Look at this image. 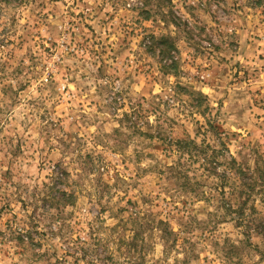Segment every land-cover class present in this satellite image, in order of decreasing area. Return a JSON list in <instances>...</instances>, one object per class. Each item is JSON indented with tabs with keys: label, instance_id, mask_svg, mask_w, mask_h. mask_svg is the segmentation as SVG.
Masks as SVG:
<instances>
[{
	"label": "clouds",
	"instance_id": "clouds-1",
	"mask_svg": "<svg viewBox=\"0 0 264 264\" xmlns=\"http://www.w3.org/2000/svg\"><path fill=\"white\" fill-rule=\"evenodd\" d=\"M159 2L161 7L152 12L149 22L140 14L145 0H83V4L77 3L76 7L84 16L73 18L74 23L68 24V10L75 11L69 0H65L67 8L50 0H35L29 29L33 36L36 31L46 32L57 47L53 49L55 54L41 65L42 68L46 65L52 78L41 81L39 95L31 93L33 109L29 113L15 108L7 99L0 103V264H40L41 260L46 264L58 261L73 264V258H79V249L95 252L94 257H89L92 264L97 261L107 264L105 258L112 264H185L186 260L188 264H204L203 255L193 261L188 245H174L173 240L194 243L197 254H207L208 264H214L217 257L223 264H264V234L246 232L242 227L232 228L231 224L213 228L209 218L223 215V210L217 211L215 202L193 207L195 202L192 201L188 209L178 210L177 205L184 197L175 193L163 179L159 187H146L136 175L160 169L167 175L171 169L186 174L193 182L206 180L199 165L178 152L175 143L191 139L198 147H204L200 139L192 136V125L207 129L211 121L225 129L222 140L232 136L233 125L243 129L236 140L238 152L258 141L260 152L264 154V136L256 132V128L264 127V119H255L258 114L255 105L247 111L253 99L264 97V61L258 59L264 52V0H223L222 3L186 0L188 5L203 8V11L197 10V20L184 11V0ZM218 8L227 9V15L213 24L209 17ZM170 12L185 21L186 27L174 26ZM33 20L39 28L33 27ZM89 22L96 30L98 44L84 27ZM198 24H207L203 33ZM188 31L193 33L191 40L186 35ZM72 32L76 33L75 37ZM162 37L174 39L180 54H168L161 43ZM248 42L254 47L250 48ZM233 44L235 49L231 47ZM69 54L71 60L67 59ZM174 61L180 63L178 72L171 70ZM237 62L242 69L238 80L244 79L245 70L249 75L255 72L259 79L238 88L232 86L230 81L236 76ZM24 64H28L27 59ZM73 64L85 79H80V72L72 70ZM66 67L68 72H64ZM58 73L64 75L59 84ZM73 76L81 89L87 86L89 97L96 100L100 110L77 108V92L73 90L71 115L66 113L61 119L54 105L62 100L64 86ZM28 82L25 78L10 81L11 92ZM44 88L52 89L51 95L46 94ZM181 88L189 94H180ZM257 88L260 96L256 95ZM117 93L121 94L118 98ZM199 94L207 101L204 108L192 106L194 96ZM238 96L245 99L240 102ZM224 98L230 105L217 117L220 110L216 101ZM114 99L119 101L115 105ZM163 102H167L166 107H157ZM197 112L205 114L200 116ZM125 113L134 120L139 119L141 132L155 135L163 130L166 133L172 147L164 157L152 151V147L159 144L158 140L128 139L129 128L116 123ZM133 113L137 115L134 117ZM41 115L46 117L44 121H40ZM259 115L264 117V112ZM207 143L219 150V140H207ZM116 152L122 153L124 159L133 160L135 172L119 170L121 156L115 155ZM207 155L211 156V152ZM233 155L235 153H229L228 159ZM114 169L119 171L116 177L119 183L109 193H103L98 180L106 173L111 182ZM216 171L224 173L225 168L218 167ZM135 186L140 188V195L152 200L159 193L164 202V214L168 216L165 227L170 230L171 239L156 223L141 231L139 237L135 235L136 221L143 223L146 213L151 212V208L140 205L128 209L127 215L121 214L125 208V193ZM202 192L205 199H210L211 183ZM166 194L172 195L173 200L167 201ZM73 195L79 202L75 208H70L67 204ZM101 207L108 211L100 213ZM201 209L207 215H201ZM72 213L76 214L79 227L68 221ZM190 216H195L199 232L195 227H188ZM110 217H117L123 224L118 226L117 220ZM229 250L231 254L225 258L223 253ZM68 252H72L73 257H69Z\"/></svg>",
	"mask_w": 264,
	"mask_h": 264
},
{
	"label": "rangeland",
	"instance_id": "rangeland-1",
	"mask_svg": "<svg viewBox=\"0 0 264 264\" xmlns=\"http://www.w3.org/2000/svg\"><path fill=\"white\" fill-rule=\"evenodd\" d=\"M51 3L57 4V5H64L65 8H67V5L65 4V0H50ZM69 2L72 3L73 8L75 11L68 10L67 16H68V24H73L74 19L73 18H79L84 16V12L81 11L79 8L76 7V4H83V0H69ZM170 2V0H169ZM218 2H223V0H218ZM35 4V0H0V36L3 37V39H0V103H2L5 99H7L15 108L21 110L24 113H29L30 110L33 109V102L31 99V93L34 91L37 95L40 94L42 83L41 81L44 80H51L52 73L46 70V65L42 68L41 65L44 64V61L48 60L50 56L54 55L53 49L57 47L56 43L49 39L48 34L41 33L40 31H36L35 36L32 35L31 30L29 29V17L33 15V8L32 5ZM167 6V5H163ZM211 5H209L210 7ZM161 7V4L159 0H152L150 3L149 0H145V6L144 8L140 9V14L145 18V20L151 22L152 12ZM203 11V8H200L198 5H188L186 0H184V11L188 13V15L192 16L193 20H197V10ZM51 11V9H50ZM78 14V16H77ZM227 15V9L225 8H218L217 12L214 13L209 17V21L213 24L219 23L220 20ZM149 16V17H147ZM170 18L174 26L179 27L180 25H184L186 27V22L181 21L179 17L175 16L170 12ZM162 21L167 24L168 21L164 20L163 17H161ZM139 23V21H137ZM32 25L34 28H39L40 25L36 24L35 21H32ZM199 27V31L203 33L206 28L207 24L204 25H197ZM46 27V25H45ZM85 29L89 33H91L93 37V41L98 44V41H95L96 36V30L92 27L91 22L86 23L84 25ZM70 31V30H69ZM72 37L76 36L75 32L71 33ZM105 35H107V30L105 29ZM186 35L189 40L193 39V33L188 31L186 32ZM145 39H148V37H145ZM153 39V38H152ZM172 39V38H171ZM154 41V40H153ZM172 41L175 43L176 48V41L172 39ZM75 42V41H74ZM85 43H88V41H85ZM249 43V47H254L251 42ZM154 45V44H153ZM78 47H81L82 45H77ZM234 49L236 48V45H231ZM5 49H9V51H5ZM152 49H149V52H151ZM178 55L179 50L175 49ZM217 51L219 49L217 48ZM252 55H255V53H251ZM89 56L92 55L91 52L88 53ZM198 59L201 57L198 56ZM25 59L28 60V64L25 65L24 61ZM68 60L72 59L71 54L67 57ZM258 59L260 61H264V52L260 53L258 56ZM178 62V61H177ZM255 63V61H253ZM178 71H180V63L178 62ZM72 70L76 72H80L79 69L75 68V65H72ZM69 69L66 67L64 69V72H68ZM177 71V72H178ZM240 69L239 62H237L236 65V76L232 77V80L230 81V84L234 87H240L241 85H247L249 81H252L255 83L259 77L256 76V73H252L249 75L248 71H244V79L238 80L237 77L239 76ZM259 72V68L256 70ZM42 73V74H41ZM60 79L57 81L59 84L64 80V75L61 73H58ZM224 75H227V71H225ZM39 77V78H37ZM18 78H25L26 80H29L26 85H20L16 89L15 92H11V84L9 83L12 80H18ZM80 79H85V76L82 72H80ZM75 90L77 92L76 96V106L77 108L84 107L87 109L96 108L97 111H99V106L96 104L95 99H91L89 97V90L87 86H85L84 89H81L80 86L76 82V77L73 76L71 80H68L67 83L64 86V94L62 97V100L54 105L55 112L58 114L61 119L64 118L65 114L71 115L72 112V105H73V98H72V91ZM11 92V94H10ZM44 92L48 95H51L52 89L50 88H44ZM83 93L80 95V93ZM180 94L188 95L189 93L185 92L183 88L180 90ZM117 98L120 97V93H117ZM200 95V94H199ZM199 95L194 96L193 99V107L195 108H204L207 101L201 100L199 98ZM256 95L260 96V89H256ZM204 96V95H203ZM221 96H224V93H221ZM245 98L243 96H238V101L242 102ZM201 102V107H199V102ZM119 101L118 99H114L112 101L113 105L117 104ZM51 103V101H49ZM230 105V101H228L226 98L216 101V107L220 111H217L216 116L220 117L221 111L225 110L226 106ZM252 105H255L257 109V115L255 116L256 120L264 119L261 115H259V112H264V97H262L260 100L253 99L251 104L247 105V111L252 110ZM158 106H167V102H163L162 105ZM124 106L122 105L121 108ZM207 110V109H206ZM2 111V109H0ZM240 111H244V109H241ZM197 115H201L200 112H197ZM40 121H44L46 117L44 115H41L39 117ZM231 119V117H229ZM118 125L121 126H127L131 132V135L128 137L129 140H131L133 137H143L145 140L148 141H157L158 139H153L146 133H140L139 131H135L134 127H131L130 122H127L125 119V116H123L122 120L118 119L116 121ZM219 124V123H218ZM23 126V125H21ZM219 127L221 130L224 131L225 129L223 126L219 124ZM233 128L235 129L232 133V136L230 138L226 137L224 141L226 142L228 148L230 149L231 153H235L233 155L246 169H252L254 170L257 168V166L263 165L264 163V154H261L258 141L256 144H249L248 146H245V149L243 152H238L236 150V140L238 135L243 134V129L236 128L235 125H233ZM207 129L210 130V128L207 127ZM207 129L200 128L197 129V126L195 124L192 125V136L198 138L201 140V142L205 144H211L207 143V140H219L218 137L215 135L213 129L212 131H207ZM256 132L259 136H264V127H258L256 128ZM116 134L119 136V129H116ZM223 134V136H224ZM83 136V133L81 132V138ZM205 136H207V140L205 139ZM159 141V140H158ZM167 142V141H166ZM166 143L159 142V144H156L152 147V151L159 153L161 157H164L166 155V152L168 149H166ZM103 147V145H100ZM209 152L212 153V150ZM115 155H120L121 159L119 162V170L123 171L125 173L129 172L131 169L133 172L136 170V164L133 162V160L124 159L123 154L120 152L114 153ZM88 162H92V154H88ZM194 164L199 165V162H195ZM200 167V165H199ZM136 175L145 182L146 187L160 186V181L163 179V182L165 184L170 185V187L175 191V193H178L180 196H183L184 199H181L179 204L177 205L178 210H186L189 208L190 202L194 201L195 205H211L213 202L216 204L217 211L223 210V215H217L215 218L210 217L211 221V227L216 228L220 225L228 226L231 224L232 228H237V218L238 214H229L228 211L224 208L225 203H231L234 205V209H237V202L236 199L233 198V191L235 188V185H228L225 189L222 188L221 182L218 178H216L214 175L209 172H201L202 176H206V180H199L201 186L199 187V184H195V187H197L201 192L202 189L207 186L209 183H211L212 187V196L210 199H197L194 197L195 192L188 190L182 191L180 186V181L177 179L176 174H173L172 170H169V173L166 175L165 171L163 169H160L159 171L153 170V171H145L143 176H140L139 173H136ZM119 176V171L113 170V178L112 181L109 182L108 177L106 173L102 174L98 180V183L101 185V190L103 193H109L111 191V188L117 187L119 181L116 179V177ZM232 184L234 181L231 182ZM262 187L257 186V190L255 192L248 196L244 195L243 200H247V212L250 214H257L256 217L264 216V192H261L260 189ZM204 197V195L202 194ZM125 208L121 210L122 215H127V210L131 208L138 207L140 205H143L144 208H151L150 213H146V217L144 219V222L141 223L139 219L136 221V226L138 228V237L140 235V232L143 231L146 227H150L152 223H154V214H158L160 219L167 220L168 216L165 215V209H164V202L160 200L159 193L156 194V199L152 200L151 197H145L140 195V188L138 186L133 187V189L130 192L125 193ZM146 198V199H145ZM167 201L173 200L172 195L166 194ZM70 200H73V205H68L70 208H75L76 204L79 202V199L73 195ZM146 200V201H145ZM146 202V203H145ZM151 203H156L157 206L153 207L151 206ZM53 207H55V204H53ZM256 211H253V210ZM89 211H92V209H89ZM108 211L107 208L101 207L99 209L100 213H106ZM153 211V212H152ZM152 213V214H151ZM201 215H207V213L201 209ZM112 219L117 220V225L120 226L123 224L122 221H120L117 217H110ZM225 218V219H223ZM68 221L75 225L76 227L80 226V222L76 219V214L72 213L68 217ZM191 223V224H190ZM192 225V228L195 227V230L197 232L200 231V226L196 223L195 216H190L188 227ZM259 228V227H255ZM254 229V226L251 227L249 230ZM89 230L91 231L90 225ZM247 231V229H246ZM169 238H172V235L169 236ZM174 245L175 244H184L188 245L190 251H191V259L193 261L198 260L200 255L204 256V264H208V256L206 253H200L197 254L194 249L196 245L194 243H190L188 240H173ZM79 259L77 261L76 258H73V264H92L89 257L95 256V252H90L86 249H79ZM226 253V252H225ZM223 253V255H225ZM69 257H73V253H67ZM214 256L215 253H212ZM107 261V264H112L111 260H108V258H105ZM40 264H46V261L41 260ZM59 264V261L57 262ZM97 264H100L99 261H97ZM185 264H188V261L186 260ZM214 264H223V262L217 257V259L214 261Z\"/></svg>",
	"mask_w": 264,
	"mask_h": 264
},
{
	"label": "trees",
	"instance_id": "trees-1",
	"mask_svg": "<svg viewBox=\"0 0 264 264\" xmlns=\"http://www.w3.org/2000/svg\"><path fill=\"white\" fill-rule=\"evenodd\" d=\"M149 17V16H147ZM153 44L156 45L155 38L153 37ZM161 43L164 45L166 51L168 54H171L172 52L176 51L175 49V43L172 41L170 37H162ZM179 69L178 62L174 61L171 70L173 72H177ZM199 98L201 100H205V97L203 94L199 95ZM199 102V107H201V102ZM159 107V106H157ZM201 115H204V112H200ZM137 114L133 113V116L135 117ZM125 119L127 122H130L131 127H134L135 131H139L140 133V127H139V119L134 120L132 117H129L127 113L124 114ZM142 119V116L140 117ZM207 127L210 128L207 129V131H214L215 135L218 137L220 141L219 150L213 149V146L211 144H205L201 142L204 147H198L193 143L191 139H185L183 141H177L175 143V147L178 152L182 153L183 155H186L189 160L192 161L194 164L195 162H199L200 169H202L203 172H209L212 175H214L216 178L220 180L222 183V188H226L228 185H235L234 191L232 193L233 198L236 199L237 202V209H234V205L231 203H225L223 206L228 211L229 214H238L237 218V226L242 227L246 232H255L257 234H264V216L256 217L257 214H250L247 212V200H243L244 195H252L255 190H257V186H260L262 191L264 192V163L263 165H258L257 168L254 170L252 169H246L234 156L231 157V159H228V154L231 153L230 149L228 148L226 142L224 139L222 140L221 137H224V131L221 130L219 127V124L215 121L208 122ZM148 135H151L150 137L153 139H158L159 142L166 143V149L172 147V143L167 139L166 133L161 130L157 134L153 135L150 133H146ZM226 138V137H225ZM167 141V142H166ZM212 150L211 156H208L207 154L209 151ZM201 159L204 160V163H201ZM218 167L225 168L224 173H218L216 169ZM188 171H191V168L188 169ZM173 174H176L177 179L180 181V188L182 191H194V197L197 199L204 198L202 196L203 192H201L197 187H195V184H199V187L201 184L199 183V180H196L193 182L192 180L188 179L186 174L181 172L172 171ZM234 181L232 184L231 182ZM146 199V198H145ZM146 201V200H145ZM146 203V202H145ZM68 205H73V200H69ZM151 206L155 207L157 204L151 203ZM253 211H256L255 209ZM153 212V211H152ZM152 214V213H151ZM154 223L158 224L162 228H164V233L167 236L172 235L170 230L165 227L168 224L167 220L160 219L158 214H154ZM225 219V218H223ZM191 224V223H190ZM254 226V229L249 230L251 227ZM192 228V225L190 226ZM255 227H259L256 228ZM138 237V233L135 234ZM190 244V242H189ZM71 253V252H69ZM231 254V250L227 251L225 253V258H227ZM68 255V254H67ZM79 259V258H78ZM77 259V261H78Z\"/></svg>",
	"mask_w": 264,
	"mask_h": 264
}]
</instances>
